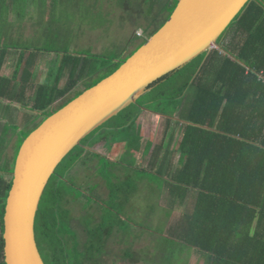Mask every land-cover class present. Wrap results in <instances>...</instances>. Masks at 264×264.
Segmentation results:
<instances>
[{"label":"trees","instance_id":"1","mask_svg":"<svg viewBox=\"0 0 264 264\" xmlns=\"http://www.w3.org/2000/svg\"><path fill=\"white\" fill-rule=\"evenodd\" d=\"M177 4L175 2L169 17ZM164 22L158 28L163 27ZM231 26L237 36L231 43L225 44L224 51L228 56L221 54L220 50L214 51L216 57L209 62L207 54L200 56L164 78L151 93H158L157 96L148 101L169 100L170 97L178 102L190 89L196 96L191 109V114L194 113V133L186 134L180 145L185 165L178 168L169 184L174 203L181 204L189 196L196 195L195 209L183 216L181 226L179 222L168 230L164 226L161 231H170L171 235L180 233L179 240L201 251L208 264H264V79L261 78L264 75V1L249 2ZM225 33L218 40L219 44L226 37ZM137 38L144 39V33ZM149 39L136 44L133 47H136L135 50L125 54L124 60L118 61L117 57L107 59L103 67H108V76L116 72ZM207 68L211 74L208 80L203 74ZM103 79L100 78L99 82ZM25 81L29 83V80ZM12 82L0 78V86L11 85ZM29 90L27 84L18 93L10 94L11 90L6 86L0 91V97L23 100ZM55 90L61 93L58 87L42 84L38 88L37 101L32 102L31 110L41 112L43 121L61 109L49 110L58 97ZM66 91L68 89L63 90ZM142 104L143 101L139 100L99 130L108 125V128L118 131H130L133 127L125 126L137 120ZM199 125L209 129L200 128ZM33 131L23 134L12 157L7 152L8 145L0 141V264H6L4 216L13 185V177L8 181L6 176L13 175L20 148ZM199 132L202 135L199 136ZM88 152L83 146H78L69 154L52 177L42 199L36 219V239L45 264H97L103 252L102 245L107 237L114 234V226L121 227L114 225V219L108 217L102 225L92 229L89 220L84 230L83 244L73 226L76 218L69 206L82 196L77 193L72 196L70 189L76 191L77 188L71 182L59 181L61 187L55 183L62 178L60 170L65 169L67 173ZM103 179L113 196L124 191L129 193V186L131 190L134 186L131 176L125 181H118L117 176L110 172ZM159 188H163L162 185ZM174 213H167L165 225L166 221L171 224ZM84 216L79 219V224ZM166 241L170 244H166L165 250L182 251L177 247L171 248L174 240L168 238ZM170 256L167 254V262ZM126 257L130 258L132 254L127 253Z\"/></svg>","mask_w":264,"mask_h":264},{"label":"rangeland","instance_id":"2","mask_svg":"<svg viewBox=\"0 0 264 264\" xmlns=\"http://www.w3.org/2000/svg\"><path fill=\"white\" fill-rule=\"evenodd\" d=\"M20 1L21 2L19 9H26L27 7L31 6L30 3H28V0ZM109 1L114 4L127 2V0ZM139 1L140 0L130 1L131 8H134L135 3H138ZM67 2L65 6L61 8V12H53V15L46 16L49 22H41V24H36L35 27H37L41 36L39 44L43 47V49L59 50L66 53V56L68 57H74L82 60L81 65L84 66V68L88 71H86L87 77H85V80L82 84V87L85 88H88L93 84H97L100 81V78L103 79L104 77L109 75L108 67H103V65H106L105 63L107 59L116 57L125 59L124 53L128 50V48L136 46V44L141 41V39H138L137 37H139V34H141L142 31L131 30L133 25L137 23V19H142V17L139 15L146 11L148 23L151 19L150 23L152 25L154 24V18L156 19V16H149L154 8L149 4L150 1L147 0H142V3L137 6V10L134 14H132L131 12L129 13L126 10H122L120 9L121 7L117 6H110L109 8L112 9L109 10V13H105L104 10L103 13L100 14H91L88 12L81 14L82 12L78 13L76 8L72 4L70 2ZM37 7L46 8L48 6L41 4ZM80 7H83V5L81 4ZM30 10L33 9L27 8L28 12ZM23 11L24 10H18V16L20 19L18 22H14L13 25L23 26L29 20L30 14L19 15ZM243 12L244 10L242 11V13ZM41 14H43V11L41 12ZM148 23L142 25V27L148 30L150 27ZM13 25L11 27H13ZM145 32L146 34L152 33L150 31ZM224 36L226 37L224 38L225 40L222 39L221 45L226 46L225 44H227L228 42L231 43L230 41L235 40L237 34L235 29L230 26ZM15 42L19 46L26 45L25 41L22 39H16L14 40V43ZM220 53L228 56V53L224 51V48L220 49ZM63 55L64 54H61V56ZM84 60H86L85 63ZM206 71H209L208 68ZM51 75L53 74H46L45 80H42L41 83H43V85L57 87V83L54 78L51 77ZM82 75H85V70L83 71ZM151 93L152 92L146 94L144 97L140 98V100L146 103L150 98L155 97L158 94ZM195 97V94L186 93L182 99L186 106H191L192 102L195 100ZM180 102L181 100L177 102L170 99L169 97V100H155V102H151V106L155 109H161L165 112L170 113L175 105L177 106ZM39 113L41 112H38L37 114ZM26 114L27 115H25L24 117H21L20 115L19 120L14 117L12 120L6 119L7 121H5L4 116L0 114V133H3V130L6 128L4 125L5 123L12 124V126H10L11 128L7 126L8 131L10 132L6 136L4 135L1 140L4 141L6 145H8L7 152L10 157H12V155L15 153L16 144L18 143L17 141L19 139L18 134L23 130H28V128L29 130H35L38 126L37 124H39L42 120L40 119V121H37L36 124H29L31 119L36 118L37 114H33L30 112H27ZM120 120L118 121V123L120 122ZM133 131L134 129L132 131H118L108 128L107 125L105 128L99 130L96 134L93 133L94 135H90L87 138L88 140L86 139L82 143V146L85 149V145L89 146V151L91 152L88 156L89 161L91 162L93 160H96L97 156H94L93 153H97V151H103L109 157H111L109 153L119 155V162L125 164L126 153L130 152L131 140L129 137L133 133ZM135 134L137 133H133V135ZM178 149L180 151V146L178 147ZM180 155L181 157L183 156L182 151ZM180 155H178V157H180ZM83 156V158H85L86 154H84ZM174 156L175 153L171 152L168 160H173ZM91 165L92 164H90L89 162L88 164H86V167L82 163H80L79 165L76 164L67 173L65 172V169L60 170V175L62 178L58 179L55 185L61 187L59 181L71 182L77 188L76 191L72 188L70 189L69 192H71L72 196L74 197L75 193L82 196V198L77 200V202H70L73 204L69 207L74 210L73 215L76 220L73 226L82 239L83 244L85 243V239H83L85 237L84 230L89 220L91 222L90 228L92 229L98 228L100 225H102L104 219H108V217L112 218V220L114 219V225L121 226H114V234L107 237L106 241L102 245L103 252L99 256L97 264H154L150 263L149 261L156 259L159 262V254L157 252L163 253V250L165 249V245L160 244L170 243L168 241H166L165 243L164 239L161 240L157 236L156 232H161V229L165 226V218H167V213H170L168 212L170 202L166 203L165 207H160L157 204L152 207L147 206V204L141 198V196L143 197L144 193L143 189L147 190L149 196L148 199L150 200L155 198V195L157 196L159 191H157L156 187L152 186L150 177H145L147 178V181L144 178H138L137 172L132 173L127 168L121 169L127 176L137 178V187L140 190L137 194L134 190V186L131 190L130 185L128 190L131 194L129 195V197L125 196L122 199H118L119 196H122L123 194L113 196L111 190L109 191V188L107 186L106 189L104 188V190L102 187H100V185H95L96 182H94L93 184V180H95L96 178L104 177L109 169L103 165L102 168L93 175L94 169L91 167ZM160 166L155 170V173L159 171ZM165 168L166 167H164V169ZM116 176L117 179L121 177L120 174H116ZM6 177L8 181H11V175H7ZM158 180L160 183H162L164 181V178H158ZM101 183H103L102 185H104L105 182L102 181ZM168 186L169 184L166 183L165 185V183H162V194L165 195L164 199L167 198V200L170 198L169 191L166 189V187ZM148 203H150V201H148ZM82 216L84 217L80 220L79 224V219ZM135 226L139 227V229L136 230ZM122 228H124V230ZM137 232H139L140 234L145 233L144 237L137 238ZM121 235L125 237L127 241L123 238L121 239ZM129 237H131V239H129ZM41 246H44V244H42ZM179 246L184 247L183 245ZM179 246L177 247L179 248ZM175 247V244L172 243L171 248ZM156 250L157 252H155ZM127 253H131L132 257L127 258ZM181 253L182 252H177L176 249L171 250L169 253H167L171 255L170 258H168V262L164 259V263L160 264H175L176 261L181 258ZM192 254L193 251L189 257H192ZM197 255L200 259L204 258L203 254ZM183 259L186 260V257H183ZM202 264H205V262L202 261Z\"/></svg>","mask_w":264,"mask_h":264},{"label":"water","instance_id":"3","mask_svg":"<svg viewBox=\"0 0 264 264\" xmlns=\"http://www.w3.org/2000/svg\"><path fill=\"white\" fill-rule=\"evenodd\" d=\"M252 0H178L165 25L122 66L47 117L22 144L4 216L6 264H45L36 219L57 169L83 141L213 48Z\"/></svg>","mask_w":264,"mask_h":264},{"label":"crops","instance_id":"4","mask_svg":"<svg viewBox=\"0 0 264 264\" xmlns=\"http://www.w3.org/2000/svg\"><path fill=\"white\" fill-rule=\"evenodd\" d=\"M67 1L70 2L76 8L78 13L82 12L81 14H84L85 12L91 14L93 13L100 14L103 13L104 10L105 13H109V10L112 9L109 8L110 6L121 7L120 9L126 10L127 12L129 13L131 12L132 14H134L137 10V6L142 3V0H140L138 3H135L134 8H131L130 1L132 0H127V2L121 4L119 3L114 4L109 0H28V3H30L31 6L27 8L33 9L28 12L27 8L19 9L21 2L20 0H0V78L10 79L13 81L11 85L7 84L0 86V91L7 86L9 87V91L11 90L10 94L14 92L18 93L20 89L24 88V86H26L27 84H29L30 86V90L26 93V99H23L26 101L20 100L16 97H13L14 99L11 100L3 99L0 97V107H1L0 114L4 116L5 121H7L6 119L12 120L14 117L17 120H19L20 115L21 117H24L25 115H27L26 114L27 112L33 114L38 113V111L31 110V105L34 100L37 101L36 97L39 94L38 88L43 84L41 83V81L45 80L46 74L48 73L53 74L51 75V77L54 78V80L57 83L56 86L58 87L59 90H61V93L55 90L57 92L58 97L56 98L54 104L49 108V110H53V109L56 110L62 108L63 105H65V103H67L69 100L78 97L84 91L89 89V87L88 88L82 87L85 77H87L86 76L87 70L84 68V66L81 65L82 60L74 57H68L66 56V53L59 50H45L39 44V41L41 40V36L35 25L41 24V22H49L46 16L53 15L54 14L53 12L55 13L61 12V8L65 6ZM147 1H150L149 4L154 8L152 13L149 14V16H154V17L156 16V19L154 18V24L152 25L150 23L151 19L149 20L148 23L147 14L146 11H144L141 15H139L142 17V19L138 18L137 19L138 21H136L137 23H135L131 29L133 31H143L144 39H141V41L151 38L150 35H152L156 30L158 31L162 28V26L160 28L158 27L164 21H165L164 23L168 21V19L170 18L169 15L171 9L174 7L175 2H178L177 0H147ZM41 4L47 5L48 7L46 8L37 7L40 6ZM81 4L83 5V7H80ZM18 10L20 11L24 10L19 15L30 14L29 20L23 26L13 25L14 22H18L20 19L18 16ZM42 11L43 14H41ZM147 23L150 25L148 30L142 27V25H145ZM12 25L13 27H11ZM145 31H150L152 33L146 34ZM16 39L24 40L26 45L24 46L17 45L16 42L14 43V40ZM219 47L225 49L224 45L219 44ZM135 48L129 47L128 50L124 53V55L125 54L128 55L132 53L135 50ZM61 54L64 55L61 56ZM126 55L124 57H126ZM215 57L216 56L214 55V51L211 52L206 56V58L208 59L207 62H209L210 59H213ZM220 57L221 56H219V58ZM122 59L123 58L121 59L118 58V61ZM85 62L86 60H84V63ZM207 67H208V63H207ZM84 70H85V75L83 76L82 73ZM203 74H205V78L207 80L211 76L210 72L206 70L203 72ZM25 80H29V83L26 82ZM164 83L166 82H163L162 84ZM159 86L155 87L151 92L155 91ZM64 89L66 90L68 89V91L63 92ZM187 94H193V92L189 90ZM181 100L182 101L178 103L177 106L175 105V107L171 110L170 113L165 112L161 109L155 110V108L151 106L150 102H146V103L143 102L142 104L143 106L139 108L137 120L131 121L128 124L129 126L127 125L125 126V127L132 126L133 128L130 131L134 129L133 133H137L135 135H133L132 133L129 137L131 140L130 152L126 153L125 164L119 162L120 161L119 155L109 153V155L111 156L109 157L103 151H97V153H94L96 154L94 156H97L96 160L90 162L88 156L89 153L91 152H88L86 154V157L82 158L81 161L78 162V165L82 163L83 165H85V167L86 164H88V162L92 164L91 167L94 169L93 175L96 174L98 170L101 169L102 166L104 165L109 169L107 174L112 172L115 175L116 174L121 175L118 181H123V180L125 181L126 178L128 177L122 171V169L124 168H127L132 173L137 172L138 178H144L146 181L147 178L145 177H150L152 181V186L156 187L159 193L157 196L155 195V198L150 200L148 199L149 196L147 190L143 189L144 193H143V197L141 196V198L149 207H152L156 204L160 207L161 206L165 207L166 203L170 202L171 208L169 207L168 212L174 211L175 213L171 215L172 217L170 220L171 221L170 225H169L170 222L166 221L165 229L167 230L168 228H170L171 225L173 227V225L176 226L178 225L179 222L181 223L183 220L182 219L183 216L186 213L192 212L195 209V204H196L195 203L196 195L194 194L189 196L185 201H181V204L174 203L170 193H169L170 198L168 200L167 198L164 199L165 195L162 194L163 188H159V185H162V183H165V185L166 183L170 184L171 179L172 177H174L175 172L178 170V168H183V166L185 165V161L181 162L183 159L180 155L182 148L180 147V151H179L178 147L181 145L184 136L186 134L188 136L191 132L194 133V130L192 128L195 125L192 122L194 121V113L191 114V109L194 105L193 104L194 101L192 102L191 106H186L183 99ZM145 108L149 109L150 111ZM40 119L42 120L39 124H37L38 126L43 122L42 113L37 114L36 118L31 119L29 124L32 123L36 124L37 121L38 122L40 121ZM4 125L6 128L3 130V133H0V138H1L0 141L2 140L4 135L6 136L10 132L8 131V127L11 128L10 126H12V124L9 123H5ZM199 127L203 129H209L206 126L204 127L199 125ZM27 131L30 132L33 130H29L28 128V130L21 131L18 134L19 139L17 142L21 140L23 134ZM125 131H129V130H125ZM200 135L202 134L199 132V136ZM85 146L86 149L89 151V146L88 145ZM171 152L175 153L174 159L168 160ZM178 155H180V157H178ZM83 161H88V162L84 163ZM159 166H160L159 171L155 173V170L158 169ZM164 167L166 168L164 169ZM158 178H164V181L160 183ZM102 181H104L103 177L96 178L95 180H93V184L94 182H96L95 185H100V187L106 189L107 185L106 183L102 185L103 184L101 183ZM166 189L170 192L169 186L166 187ZM134 190L137 194L140 190L137 187L136 177L134 178ZM121 194L123 195L119 196L118 199H122L125 196L129 197L130 195L125 191ZM148 201H150V203H148ZM171 205L173 206V209ZM181 225L182 223L180 224V226ZM135 229L138 230L139 227L135 226ZM156 233L161 240L163 239L167 240L168 238L174 240V242L172 241V243H174L176 247L179 245L184 246L180 248L177 247V249L182 250L181 251L182 253L180 254L181 258H179L175 264H202V261H204L205 264H208L204 258L200 259L198 257L197 254H202L201 251L197 250L196 248L187 246L186 244L181 242V240H179L180 233L177 235H171L170 231L168 232L161 231ZM144 235L145 233L140 234L139 232H137L136 237L143 238ZM122 238L127 241V239L121 235V239ZM129 239H131V237H129ZM160 245H165L166 247V244H160ZM192 251H193L192 257H189ZM155 252H157V250ZM157 253L159 254V258H158L159 262L156 259L149 261L150 263H154V264L162 263L164 259L167 258L166 254L169 253V251L164 249L163 253L161 252H157ZM183 257H186V260L183 259Z\"/></svg>","mask_w":264,"mask_h":264},{"label":"clouds","instance_id":"5","mask_svg":"<svg viewBox=\"0 0 264 264\" xmlns=\"http://www.w3.org/2000/svg\"><path fill=\"white\" fill-rule=\"evenodd\" d=\"M177 1H178V0H177ZM177 5H178V4H177ZM141 35H143V31H142ZM141 35H140V36H141ZM218 44H219V43H218ZM214 49H219V50H220V49H222V47H221V48H220V47H216V48H213V49L210 50V51H211V52H212V51H215ZM210 51L207 52L206 54H207V55L210 54V53H211ZM124 58H125V57H124ZM125 59H126V58H125ZM122 60H124V59H122ZM108 77H109V76H108ZM106 78H107V77H106ZM93 86H94V85H93ZM93 86H90L89 88H91V87H93ZM80 95H81V94H80ZM76 98H77V97H76ZM73 100H74V99H73ZM41 124H42V123H41ZM41 124H40V125H41ZM40 125H39V126H40ZM85 147H86V146H85Z\"/></svg>","mask_w":264,"mask_h":264},{"label":"built area","instance_id":"6","mask_svg":"<svg viewBox=\"0 0 264 264\" xmlns=\"http://www.w3.org/2000/svg\"><path fill=\"white\" fill-rule=\"evenodd\" d=\"M140 35H141V34H139V36H140ZM261 78H263V79H264V75H262V76H261Z\"/></svg>","mask_w":264,"mask_h":264}]
</instances>
